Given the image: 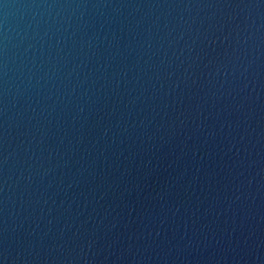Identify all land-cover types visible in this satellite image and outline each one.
<instances>
[{
  "label": "water",
  "instance_id": "95a60500",
  "mask_svg": "<svg viewBox=\"0 0 264 264\" xmlns=\"http://www.w3.org/2000/svg\"><path fill=\"white\" fill-rule=\"evenodd\" d=\"M0 264H264V0H0Z\"/></svg>",
  "mask_w": 264,
  "mask_h": 264
}]
</instances>
